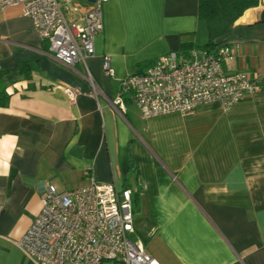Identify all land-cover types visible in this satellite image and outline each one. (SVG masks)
<instances>
[{"label":"crops","instance_id":"1","mask_svg":"<svg viewBox=\"0 0 264 264\" xmlns=\"http://www.w3.org/2000/svg\"><path fill=\"white\" fill-rule=\"evenodd\" d=\"M197 6L104 0L95 51L74 66L52 55L21 4L0 6V264H36L17 240L44 186L91 179L130 188L131 236L162 264H264V87L191 113L143 117L127 94L123 111L113 103L127 74L205 42ZM263 8L264 0L247 7L217 37L238 44L227 70L264 69ZM105 53L113 75L103 71ZM67 86L80 92L71 98Z\"/></svg>","mask_w":264,"mask_h":264},{"label":"built area","instance_id":"2","mask_svg":"<svg viewBox=\"0 0 264 264\" xmlns=\"http://www.w3.org/2000/svg\"><path fill=\"white\" fill-rule=\"evenodd\" d=\"M103 2L91 1L82 21L68 18L59 0H0V6L21 4L40 36L48 39L52 55L74 66L95 51V35L103 27ZM237 45L223 41L164 52L121 78L113 103L123 111L127 94L143 117L191 113L198 104L213 100L230 107L264 87V69L225 68ZM102 68L113 75L107 53ZM88 79L98 95L101 89L92 77ZM65 91L74 98L80 89L67 86ZM40 195L39 210L17 240L36 264H162L131 236L130 188L119 192L111 181L91 179L67 189L48 183Z\"/></svg>","mask_w":264,"mask_h":264},{"label":"trees","instance_id":"3","mask_svg":"<svg viewBox=\"0 0 264 264\" xmlns=\"http://www.w3.org/2000/svg\"><path fill=\"white\" fill-rule=\"evenodd\" d=\"M258 2L259 0H198L197 15L205 23L207 33V39L201 46L210 47L217 42H223V38L217 37L228 31L233 21L247 7ZM261 18H264V8ZM186 48L188 47L183 49ZM3 102L5 101L0 100V103Z\"/></svg>","mask_w":264,"mask_h":264},{"label":"rangeland","instance_id":"4","mask_svg":"<svg viewBox=\"0 0 264 264\" xmlns=\"http://www.w3.org/2000/svg\"><path fill=\"white\" fill-rule=\"evenodd\" d=\"M59 1L63 5L68 18H70L71 16L74 17L78 11L83 12L86 10V6L82 4L83 2L82 0H77L79 2H75L76 0H59ZM200 41H204V40L200 39ZM205 41H206V38H205Z\"/></svg>","mask_w":264,"mask_h":264},{"label":"water","instance_id":"5","mask_svg":"<svg viewBox=\"0 0 264 264\" xmlns=\"http://www.w3.org/2000/svg\"><path fill=\"white\" fill-rule=\"evenodd\" d=\"M76 1H77V0H76ZM87 1L91 2V1H93V0H87ZM247 12H248V11L245 10V13H247Z\"/></svg>","mask_w":264,"mask_h":264}]
</instances>
